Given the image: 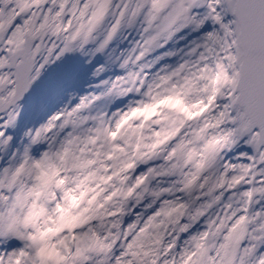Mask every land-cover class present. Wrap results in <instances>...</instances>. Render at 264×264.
Segmentation results:
<instances>
[{
	"label": "snow or ice",
	"instance_id": "obj_1",
	"mask_svg": "<svg viewBox=\"0 0 264 264\" xmlns=\"http://www.w3.org/2000/svg\"><path fill=\"white\" fill-rule=\"evenodd\" d=\"M0 264H264V0H0Z\"/></svg>",
	"mask_w": 264,
	"mask_h": 264
}]
</instances>
